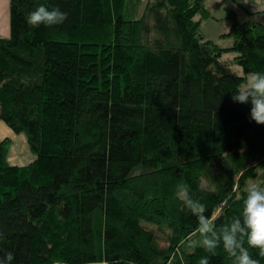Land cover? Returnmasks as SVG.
Returning a JSON list of instances; mask_svg holds the SVG:
<instances>
[{
	"label": "trees",
	"instance_id": "obj_1",
	"mask_svg": "<svg viewBox=\"0 0 264 264\" xmlns=\"http://www.w3.org/2000/svg\"><path fill=\"white\" fill-rule=\"evenodd\" d=\"M41 4L67 20L31 27L27 14ZM125 6L9 0L0 120L36 154L12 164L0 139V256L12 252V264H165L176 250L180 264H232L222 247L190 246L198 222L175 192L187 184L205 215L223 213L219 227L240 215L257 168L264 180V125L231 99L246 73L264 72V22L228 8L221 35L233 42L221 46L201 28L206 0H148L134 18Z\"/></svg>",
	"mask_w": 264,
	"mask_h": 264
},
{
	"label": "clouds",
	"instance_id": "obj_2",
	"mask_svg": "<svg viewBox=\"0 0 264 264\" xmlns=\"http://www.w3.org/2000/svg\"><path fill=\"white\" fill-rule=\"evenodd\" d=\"M66 20V12L57 7L49 9L43 4L30 11L26 17L27 24L33 28L41 25L58 26ZM244 81V86L236 90L231 99L239 104L250 103V119L258 125H264V72H248ZM175 194L198 222L196 234L200 239L191 240V247H202L212 255L222 247L232 264H260L258 259L253 258L249 249H257L258 255L264 257V187L256 183L248 185L240 215L219 227L216 220L223 213H217L215 217L205 215V205L198 199H193L187 184L178 183ZM3 238L4 233L0 231V240ZM13 260L12 252L0 256V264H12ZM199 264H209L208 257H202Z\"/></svg>",
	"mask_w": 264,
	"mask_h": 264
},
{
	"label": "rangeland",
	"instance_id": "obj_3",
	"mask_svg": "<svg viewBox=\"0 0 264 264\" xmlns=\"http://www.w3.org/2000/svg\"><path fill=\"white\" fill-rule=\"evenodd\" d=\"M147 1L148 0H126L124 16L133 17V18L140 16L145 8V4ZM209 1L211 0H207V2ZM234 2L236 4V7H235L236 10L240 14L244 15V18L247 19L248 22H252V21L264 22V11L263 9L262 10L259 9L261 5H256V7H251V8L246 9L244 6L245 3L243 2V0H235ZM258 4H260V2H258ZM212 8H213L214 14L210 17L202 18L201 28L206 36L216 40L218 44H220L221 46H229L233 42V37L231 35L230 36L221 35L222 33L229 30L230 25H231V18L224 16V13L226 12L227 9L225 10V8H220L217 6H213ZM253 9H257V11H255L254 13L246 11V10H253ZM7 34L8 33H0V36L7 35ZM231 54L232 53L224 52L222 57L228 58V57H231ZM233 68L235 69L237 73L244 74V71L241 65L234 64ZM244 82L242 83V87L244 86ZM7 127L9 126L5 122L0 120V139L4 137H8L9 139V143L7 144L8 146L7 147V160L12 164H17V165H24V164L31 162L35 158L36 154L30 148L26 133L24 131L16 132L10 127L8 128L10 129V131L6 132ZM211 160L215 162L217 165H219L220 168L224 172L228 173L231 171V168H229V165L223 159V156L217 155V156L212 157ZM204 183H206V181H204ZM252 183H256L264 187V180H263V177L261 176V170L259 168L256 169L254 175H251L250 177L247 178L246 183L243 186V189L246 191L247 186ZM233 189H239V186L237 183H235V185L233 186ZM156 229H157V236H158L157 241L163 246V244L165 243L162 237L163 233L158 228ZM193 236H194V239L197 241L200 239V237L196 233ZM184 248H186V246H184ZM181 253L182 252L180 250H176V252L172 251L169 261H167L165 264H180L179 262L183 260V255ZM102 262L103 261L101 262L95 261V262H89L86 264H102Z\"/></svg>",
	"mask_w": 264,
	"mask_h": 264
},
{
	"label": "crops",
	"instance_id": "obj_4",
	"mask_svg": "<svg viewBox=\"0 0 264 264\" xmlns=\"http://www.w3.org/2000/svg\"><path fill=\"white\" fill-rule=\"evenodd\" d=\"M235 0H211L209 2H207L206 0V5L209 8L210 12H211V16L214 14L213 13V6H217L220 8H225L226 5V9L232 8L235 10L238 18L240 20H244V15L240 14L237 10H236V4L234 2ZM243 2L245 3V8H251V7H256V5H261V7L259 8L260 10L263 9L264 11V0H243ZM257 2V3H256ZM258 2H260V4H258ZM244 8V9H245ZM247 12H255L257 11V9H253V10H246ZM227 15V10L224 13V16ZM210 17V16H209ZM227 17V16H226ZM9 22H10V10H9V0H0V33H9ZM221 36V35H220ZM2 121V120H1ZM9 127H7L6 132L10 131V129H8ZM11 134V133H10Z\"/></svg>",
	"mask_w": 264,
	"mask_h": 264
}]
</instances>
